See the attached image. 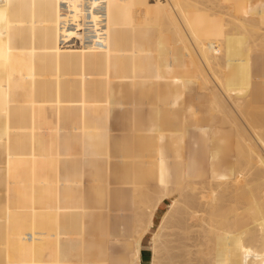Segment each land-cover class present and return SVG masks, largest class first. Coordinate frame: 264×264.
<instances>
[{
	"label": "bare ground",
	"instance_id": "obj_1",
	"mask_svg": "<svg viewBox=\"0 0 264 264\" xmlns=\"http://www.w3.org/2000/svg\"><path fill=\"white\" fill-rule=\"evenodd\" d=\"M166 199L149 264H264V0H0V264H142Z\"/></svg>",
	"mask_w": 264,
	"mask_h": 264
},
{
	"label": "rangeland",
	"instance_id": "obj_2",
	"mask_svg": "<svg viewBox=\"0 0 264 264\" xmlns=\"http://www.w3.org/2000/svg\"><path fill=\"white\" fill-rule=\"evenodd\" d=\"M52 131V130H51ZM46 132H49V131H46ZM45 132V133H46ZM53 133V131L52 132H50V133H48L49 135L51 134V135H53L52 134ZM47 134V133H46ZM47 134V135H48ZM53 137V136H52ZM54 138V137H53ZM209 159L210 158H207L206 159V161H207V163L206 162H204V164H203V167L205 166H210V163H208V161H209ZM223 166V167H222ZM224 167L226 168V166H225V164L224 163H221L219 166H217V169H218V171H219V169H220V172H221V174H225V173H227L226 171H225V169H224ZM210 167L208 168V171L210 172L212 169H210ZM217 169H215L216 171H217ZM224 171V172H223ZM252 175L253 174H251L250 173V176L249 175H247L246 177L247 178H249V180H252L253 178H251L252 177ZM171 199H166V202L164 203V204H162V206L160 207V209H159V211H158V213H157V216H156V218H155V227L154 228H152L151 229V231L147 234V236L144 238V240H143V244H142V264H149L150 263V259H151V252H150V242H151V235H152V232H154L156 229H157V225H158V223L160 222V219H161V216H162V214H163V212L167 209V205H166V203H167V201H170ZM36 212H38V213H44L43 212V210H41V209H37L36 210ZM18 214H20V211H16V215H18ZM160 216V217H159ZM25 221L24 220H20V219H15L14 221H13V223H11L10 224V226L12 227H14V228H16V230H17V228L19 229V231L20 232H23V234L24 233H26L27 235L29 234V232H31V231H28V228L27 227H25L26 229L24 230H22L21 229V227H24L25 226ZM9 225V224H8ZM8 225H6V226H4V227H7V229H10V226L8 227ZM3 226V225H2ZM17 226V227H16ZM11 228L12 230L14 229V228ZM42 227V226H41ZM3 228V227H2ZM43 228H44V226H43ZM54 227H52V229H53ZM10 229V230H11ZM15 230V229H14ZM154 230V231H153ZM34 236L32 237V238H38L39 236H40V232H39V230H37V228H36V231H34ZM25 234V235H26ZM38 235V237H36ZM26 239V238H25ZM23 240V239H22ZM23 241H25V240H23ZM28 244H29V242H27ZM38 243V242H37ZM36 243V246L35 247H40V245L39 244H37ZM34 245V244H33ZM52 251V254L50 255V258L51 259H49V260H47L46 258H43V255H38V257L36 258V260H35V262L33 263V264H57V259H56V256H55V250L54 249H51ZM21 253V251L20 252H15L14 253V255L15 256H13V257H9L8 258V260L9 261H6L7 262V264H22V261L20 260V257H18V255ZM68 256V255H67ZM83 261L84 260H82L81 259V261H79V263L78 264H83ZM60 264H62V262L60 263Z\"/></svg>",
	"mask_w": 264,
	"mask_h": 264
}]
</instances>
